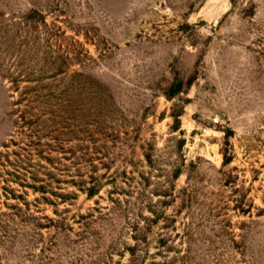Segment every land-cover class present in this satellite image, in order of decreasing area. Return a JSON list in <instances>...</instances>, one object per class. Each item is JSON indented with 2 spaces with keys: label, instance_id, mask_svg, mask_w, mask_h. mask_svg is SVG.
Wrapping results in <instances>:
<instances>
[{
  "label": "rangeland",
  "instance_id": "374dc122",
  "mask_svg": "<svg viewBox=\"0 0 264 264\" xmlns=\"http://www.w3.org/2000/svg\"><path fill=\"white\" fill-rule=\"evenodd\" d=\"M0 264H264V0H0Z\"/></svg>",
  "mask_w": 264,
  "mask_h": 264
}]
</instances>
